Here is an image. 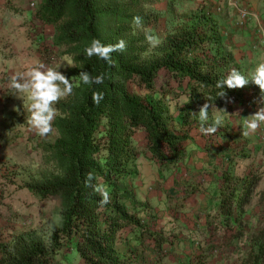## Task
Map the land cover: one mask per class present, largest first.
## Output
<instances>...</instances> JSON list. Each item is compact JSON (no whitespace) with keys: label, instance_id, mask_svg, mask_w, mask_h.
I'll use <instances>...</instances> for the list:
<instances>
[{"label":"trees","instance_id":"1","mask_svg":"<svg viewBox=\"0 0 264 264\" xmlns=\"http://www.w3.org/2000/svg\"><path fill=\"white\" fill-rule=\"evenodd\" d=\"M154 2L41 0L37 6L35 19L54 29L52 46L71 61L61 73L73 83V92L55 105L56 138L38 146L52 169L26 189L41 202L58 203L59 223L52 233L23 232L9 244H0V264H57V256L66 264L158 261L142 253L147 242L151 252L160 256L167 239L145 221L152 215L133 189L137 176L134 135L144 134L149 158L159 172L177 170L192 141L190 131H199V107L208 103L210 117L223 111L241 113L249 106L245 95L254 90L249 86L226 89V95L219 97L222 90L216 88V81L233 68L241 71V66L226 50L218 20L204 5L144 58L149 40L142 31L157 22V16L144 8ZM134 17H140L139 26ZM94 38L103 44L123 39L126 47L112 53L109 64L83 54ZM81 71L103 74L104 81L80 85ZM94 91L103 94L98 104L91 100ZM205 136L212 142L214 137L230 138V133L218 127ZM232 158H226L227 165L214 177L215 218L225 231H240L256 179L251 173L235 175ZM97 189L108 191V203L100 202ZM248 251L247 264H264V228L249 237Z\"/></svg>","mask_w":264,"mask_h":264},{"label":"rangeland","instance_id":"2","mask_svg":"<svg viewBox=\"0 0 264 264\" xmlns=\"http://www.w3.org/2000/svg\"><path fill=\"white\" fill-rule=\"evenodd\" d=\"M203 1L155 0L154 4L146 6L145 11L156 15L157 22L142 32L155 37L158 43L153 45L148 41L144 58L154 53L166 34L172 33L190 13L203 6ZM230 1L243 8L238 0ZM204 6L212 10L217 20L226 9L217 10L219 7L211 4ZM36 8L35 5L34 10ZM225 32L223 30V34ZM54 62L51 60L52 65ZM10 76L12 74H0V244H9L14 236L23 232L52 233L59 223L58 203L55 200L41 202L26 189L27 184L51 171L48 157L38 146L52 142L56 134L52 129L46 138L40 137L29 128L27 94L9 87ZM132 89L135 94L144 96V92ZM258 91L245 95L249 106L241 113H216L223 120L219 127L230 133V138L214 137L211 142L200 131L192 129L189 133L192 141L187 144L185 157L177 170L159 172L149 158L144 134L139 131L134 135L137 176L133 189L137 199L147 204L154 219L145 221L167 239L160 256H155L150 243L146 242L145 250L141 251L146 259H157L156 264H247L249 237L264 228V123L248 135H244L243 127L246 119L264 108V93ZM229 156L233 157L235 175L251 173L256 179L244 207L245 220L240 231L238 228L225 231L215 218L214 177L227 165ZM195 188L199 191H194ZM237 230L242 235L238 236ZM59 259L57 256V264H66Z\"/></svg>","mask_w":264,"mask_h":264},{"label":"crops","instance_id":"3","mask_svg":"<svg viewBox=\"0 0 264 264\" xmlns=\"http://www.w3.org/2000/svg\"><path fill=\"white\" fill-rule=\"evenodd\" d=\"M229 1L204 0L202 4H211L219 10L226 8L218 19L220 29L226 31L225 48L241 66L242 73L247 75L258 63L264 62V30L261 33L258 30V25L264 23V0H238L242 7L258 16L257 20L244 23L237 11L230 8ZM31 2L37 7L41 0H0V74L22 73L36 63H43L46 67L60 66V72L71 66L70 59L61 56L51 44L54 29L41 26L35 19ZM51 60L55 61L54 65ZM58 62L62 64L58 66ZM245 86L253 87L254 92L261 91L251 82Z\"/></svg>","mask_w":264,"mask_h":264},{"label":"clouds","instance_id":"4","mask_svg":"<svg viewBox=\"0 0 264 264\" xmlns=\"http://www.w3.org/2000/svg\"><path fill=\"white\" fill-rule=\"evenodd\" d=\"M134 23L139 26L140 17H134ZM150 43L155 45L157 39L152 36H146ZM126 44L123 39L118 40L115 44H103L99 39H92L91 42L83 49V54L91 58L97 57L106 63H111V54L114 52H123ZM60 67V66H59ZM59 67H46L43 63H36L28 66L22 73H16L9 78V87L18 93H26L27 100V125L34 130L36 135L47 137L52 132V121L57 114L55 104L70 96L73 92V83L62 74ZM80 85H100L104 81L103 74L91 76L90 73L81 71L79 73ZM249 82L257 85L261 92H264V62L258 63L247 75L240 70L233 68L226 76L216 81V88L222 91L219 97L226 95V89L242 88ZM103 99L101 92L94 91L91 100L98 104ZM197 119L200 124L199 131L205 135H211L222 125V117L216 115L210 117L209 104L204 103L197 111ZM211 122L209 123V121ZM261 123H264V108L257 110L251 117L244 121V135L249 132H255ZM207 125V126H205ZM92 179L91 173L88 174V180ZM100 191L102 204L108 203L109 194L107 190L97 189Z\"/></svg>","mask_w":264,"mask_h":264},{"label":"built area","instance_id":"5","mask_svg":"<svg viewBox=\"0 0 264 264\" xmlns=\"http://www.w3.org/2000/svg\"><path fill=\"white\" fill-rule=\"evenodd\" d=\"M229 2H230V6L235 8V10L237 11L239 19H240L241 22L244 23V22H247L250 19H255V20L258 19V16L256 14L252 13L251 11L245 9L244 7L243 8H239V6H237V3H235V2H233V3H232V1H229ZM30 8L31 9H35V4L33 2H31ZM217 10H219V8H217ZM258 30H259L260 33L264 30V25L262 23H260L258 25Z\"/></svg>","mask_w":264,"mask_h":264}]
</instances>
